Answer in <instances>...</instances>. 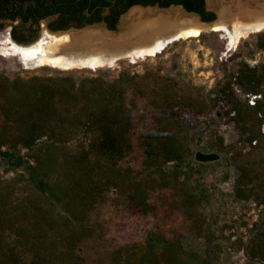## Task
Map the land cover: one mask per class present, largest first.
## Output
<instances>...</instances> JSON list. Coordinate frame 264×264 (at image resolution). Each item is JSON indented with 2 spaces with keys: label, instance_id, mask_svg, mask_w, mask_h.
<instances>
[{
  "label": "trees",
  "instance_id": "trees-1",
  "mask_svg": "<svg viewBox=\"0 0 264 264\" xmlns=\"http://www.w3.org/2000/svg\"><path fill=\"white\" fill-rule=\"evenodd\" d=\"M136 6H182L204 22L216 19L206 0H0V30L13 24L11 38L19 45L39 40L43 22L53 33L96 24L116 31ZM256 48L264 54V32L256 35ZM252 97H260L253 106ZM212 107L222 109L240 136L230 158L237 173L230 197L264 210V67L241 63L214 96L129 69L116 79L104 72H0V162L16 173L0 182V264H84L82 247L94 238L89 218L97 205L112 195L132 215L148 216L163 205L165 190L203 251L186 237L169 241L151 233L145 244L115 251V263L218 264L224 247L206 212L213 198L204 181L214 166L193 162L188 133ZM137 123L144 130L141 171L122 166ZM217 144L231 154L222 139ZM237 250L246 253L247 264H264V221Z\"/></svg>",
  "mask_w": 264,
  "mask_h": 264
},
{
  "label": "rangeland",
  "instance_id": "rangeland-1",
  "mask_svg": "<svg viewBox=\"0 0 264 264\" xmlns=\"http://www.w3.org/2000/svg\"><path fill=\"white\" fill-rule=\"evenodd\" d=\"M211 5L206 0L209 12L218 17V11L228 9L231 0H218ZM13 24L7 23L0 30V43L10 39ZM48 29V22H43L42 32ZM262 33V32H261ZM10 34V35H9ZM202 40L197 38L174 42L164 52L155 57L144 60H119L112 68L90 70L74 68L62 70L31 63L26 67L18 57L8 52V45H0V72L9 76L23 77L54 74L58 71L66 73H80L86 75L104 72L109 79L118 78L120 72L129 69L133 73L144 75H158L166 79H175V82L190 84L205 89L209 95H215L223 83L236 75L241 63L246 62L251 67H264V54L256 48V35L242 39L233 49L228 48V41L222 33L208 32ZM11 40V39H10ZM152 82L149 87L152 88ZM253 97L249 99V104ZM264 131V126H263ZM190 147L193 153V162L198 151L216 153L221 158L210 164L214 168L207 171L204 181L213 198L212 205L207 209L210 222L218 232L224 253L218 264H247L245 252L238 251V243L243 240L247 243L251 231L262 219L264 210L252 202H235L230 195L234 192L237 173L230 162V158L239 147V132L236 125L226 116L219 107H212L199 121L188 129ZM144 134L143 127L136 124L133 134V151L122 163L124 168L141 171L145 161L141 140ZM219 139L231 153L219 152ZM214 147V148H212ZM21 173V172H20ZM19 173V174H20ZM16 177V173L5 171L0 162V182H8ZM163 205L148 216L132 215L121 198L109 195L104 202L97 205L89 218V225L94 230V238L88 240L82 247L84 264H116L113 253L120 248L141 246L145 244L151 233L173 241L179 236L186 237L190 247L196 251H203V246L192 242L190 221L180 211L172 207L174 197L171 191L162 193Z\"/></svg>",
  "mask_w": 264,
  "mask_h": 264
},
{
  "label": "bare ground",
  "instance_id": "bare-ground-1",
  "mask_svg": "<svg viewBox=\"0 0 264 264\" xmlns=\"http://www.w3.org/2000/svg\"><path fill=\"white\" fill-rule=\"evenodd\" d=\"M218 0H207L216 5ZM264 31V0H231L228 9L218 11L212 26L186 15L180 9L166 12L137 9L131 13L129 25L120 35L107 33L102 28L50 33L44 30L30 47H22L8 39V52L18 56L26 65L70 70L112 68L123 59L144 60L161 54L166 45L178 40L198 38L203 33L225 34L228 48L233 49L242 39ZM255 35V34H254Z\"/></svg>",
  "mask_w": 264,
  "mask_h": 264
},
{
  "label": "water",
  "instance_id": "water-1",
  "mask_svg": "<svg viewBox=\"0 0 264 264\" xmlns=\"http://www.w3.org/2000/svg\"><path fill=\"white\" fill-rule=\"evenodd\" d=\"M207 6V4H206ZM137 9H142V10H155V11H159V12H166V11H169L171 9H180L182 10L186 15H190V16H193L195 18H197L200 23L202 25H207V26H212L214 25L217 20H218V17H216V19L212 22H204L201 17L197 14H193V13H189L187 12L182 6H171L170 8L168 9H161L159 7H142V6H136V7H133L132 9H130L125 15H123L120 19V22L118 24V27H117V30L116 31H110L107 26L105 24H96V25H93V26H88V27H85V28H82V29H76V28H72V29H69L67 31H64V32H56V33H66V32H70V31H82V30H86V29H94V28H102L104 31H106L107 33H110V34H113V35H120L122 34L123 32L126 31L127 29V26L129 25V22H130V18H131V13L134 11V10H137ZM208 10V9H207ZM50 31V30H49ZM50 33H53L50 31ZM56 33H53V34H56ZM214 33H219V32H214ZM223 34V33H222ZM223 36H225V34H223ZM11 37V35H10ZM12 39V38H11ZM13 41V40H12ZM38 41V40H37ZM36 41V42H37ZM180 40L176 41V42H179ZM14 42V41H13ZM32 43L30 45H19L16 43L17 45L19 46H22V47H30L32 45H35V43ZM173 44V43H171ZM170 44V45H171ZM170 45H166L165 47V50L170 46ZM164 50V51H165ZM220 156L216 153H209V154H206V153H203L201 151H198L195 155V162L196 163H199L201 165H210V164H214L216 162H218L220 160ZM264 221V213H263V216H262V219H261V224L263 223Z\"/></svg>",
  "mask_w": 264,
  "mask_h": 264
},
{
  "label": "built area",
  "instance_id": "built-area-1",
  "mask_svg": "<svg viewBox=\"0 0 264 264\" xmlns=\"http://www.w3.org/2000/svg\"><path fill=\"white\" fill-rule=\"evenodd\" d=\"M260 97H253V100L251 101V106L255 105L256 99H259ZM264 134V131H263Z\"/></svg>",
  "mask_w": 264,
  "mask_h": 264
},
{
  "label": "flooded vegetation",
  "instance_id": "flooded-vegetation-1",
  "mask_svg": "<svg viewBox=\"0 0 264 264\" xmlns=\"http://www.w3.org/2000/svg\"><path fill=\"white\" fill-rule=\"evenodd\" d=\"M261 32H264V31H261ZM261 32H258V33H261ZM219 33H221V32H219ZM10 35V34H9ZM10 39H11V37H10Z\"/></svg>",
  "mask_w": 264,
  "mask_h": 264
}]
</instances>
